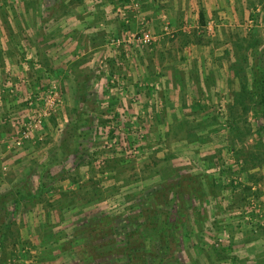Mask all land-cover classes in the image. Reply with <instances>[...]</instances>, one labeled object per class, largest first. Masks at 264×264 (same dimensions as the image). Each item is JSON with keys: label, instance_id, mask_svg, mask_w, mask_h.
Segmentation results:
<instances>
[{"label": "rangeland", "instance_id": "obj_1", "mask_svg": "<svg viewBox=\"0 0 264 264\" xmlns=\"http://www.w3.org/2000/svg\"><path fill=\"white\" fill-rule=\"evenodd\" d=\"M73 1L0 0V55L22 64L24 103L59 99L20 145L17 110L0 108V264H264V230L254 227L264 223V120L257 98L230 110L243 83L264 78V0L186 16L169 0H104L113 11L103 21L101 3ZM196 44L209 75L191 84L192 105L187 93L169 107V62ZM138 63L156 74L134 80ZM11 101L0 85V105ZM221 161L238 175L209 189L204 176L219 177ZM233 182H257L260 206L235 201Z\"/></svg>", "mask_w": 264, "mask_h": 264}, {"label": "crops", "instance_id": "obj_2", "mask_svg": "<svg viewBox=\"0 0 264 264\" xmlns=\"http://www.w3.org/2000/svg\"><path fill=\"white\" fill-rule=\"evenodd\" d=\"M84 1H88V0H84ZM95 1L96 2H94V4H96V5L98 2L101 3V6H99V8H98L99 9L98 11L100 14V16L98 15V17H101V21H103L102 18L104 17V19H105L106 17H108V15L113 10L108 5V3H104L105 2L104 0H99V1L95 0ZM153 1L154 0H142V2L146 5L151 4ZM71 2L72 3H70V6H74L75 8L79 7L76 4H74L73 0H71ZM211 3L214 5L215 9H217V8L220 9L221 0H169V11L170 12L177 11L180 16L181 15L186 16V14L192 13L194 11L200 12L199 8L201 7V12L204 11V13H208L209 10L205 9V6H207V8H209ZM191 5L195 6L194 9L193 8L190 9ZM95 8H97V7H95ZM90 10H92V9H90ZM96 10L97 9H95V11ZM183 11H187V12H183ZM184 13H186V14H184ZM87 16H88L87 24H90V25H93V23H95L94 25L98 24L97 20L95 19V16H93V17L89 16V15H87ZM66 18H68V17H66ZM193 18L195 20V18H196L195 14H193ZM170 20H171V17H170L169 21ZM171 22H172V20H171ZM60 24H61V22L60 23L58 22V23H55L54 26L61 30L62 26H60ZM83 25L86 26V23H84ZM46 26L49 27L50 26L49 23L46 24ZM75 26H74V30H75ZM92 27H94V26H92ZM88 37H90V36L88 35ZM2 43H3V41H2ZM203 45H205V44H203ZM179 49H180V53H177L178 58H175V59L171 60L172 62H169V89H168L169 107H172L171 106L172 102L180 100L182 95L187 94V93L189 94V93L193 92V88H192L191 84L196 82V78H199V76L208 77V75H209V73L205 69V65L203 67L204 69H201V67H200L201 60L202 59L205 60L207 58L206 53L204 52V47H202L201 45H198V44L191 45V46L190 45H188V46L182 45V47H180ZM206 49H207L206 52L209 54V48H206ZM5 56H6V54H2V53L0 55V82H2L0 85H4L5 92L10 94V96L12 97V101H11V103L4 102L3 105H0V108L2 109L4 107H6L8 109L9 106H12L13 110L14 109L17 110L16 120H18V119L21 120V118L25 117L27 114L26 113L27 112V107H26L27 105H26V101L24 103V99H25L26 94L28 92L27 87L29 86V84H28V81H27V85H25V86H23L21 83L20 84L17 83V82L21 81L20 78L24 77V74H22V73H24L23 72L24 70L21 68L22 64L21 63H20L21 65L16 64L15 58H13V57L10 58V56H7V57H5ZM46 56L48 57L49 55H46L44 53L43 54L44 59H46ZM49 58H50V56H49ZM59 59H62V58H59ZM204 60H203V64H204ZM207 61H210V57L208 58ZM139 63H141V59H140ZM139 63H138V65H140V68L139 69L135 68L134 70H132L131 74L129 73V75L132 76L134 78V80L136 78H141L144 75L150 77V76L156 74L155 70H153L154 74H149V71L151 69H153L152 67H150L148 69L145 67V69L148 70V73L140 71V69H143V67ZM135 66L137 67V63ZM2 73H3L4 78L1 77ZM189 76H190V78L192 77V79H190ZM26 77L28 78V74H26ZM15 86L18 88V89L16 88L17 93L16 92L9 93V91L13 90V87H15ZM19 86H22V87H19ZM33 86H37V85L36 84L34 85V83H33ZM23 87H26V88L24 89ZM21 93H23V97H22ZM188 94L186 95V99L184 100V102L186 101L187 107H188V105L189 106L192 105V102H193V101H191V103H190V100H191L190 94L189 95ZM194 102L196 103V105L199 104V100H196ZM252 264H254V262Z\"/></svg>", "mask_w": 264, "mask_h": 264}, {"label": "trees", "instance_id": "obj_3", "mask_svg": "<svg viewBox=\"0 0 264 264\" xmlns=\"http://www.w3.org/2000/svg\"><path fill=\"white\" fill-rule=\"evenodd\" d=\"M200 22L202 23V25L204 24V19H203V16L201 15L200 16ZM252 89L251 90H247L246 87H245V83H243L240 87V91L236 92L233 94V103L231 105V108L230 110L232 111L233 109H236L238 108V106L242 107V108H245V101L246 99H248L249 101H253V98H257V102H255V108H254V112L255 114L257 115V117H261L263 120H264V78L263 77H253L252 79ZM89 116V115H88ZM87 116V117H88ZM119 119L116 118V121H118ZM89 122V120H86ZM231 121V127L234 128L235 125H232V119L230 120ZM228 121V122H230ZM107 123V124H106ZM104 124H106L105 126H109V124H111V122H105ZM110 129V127H108V130ZM263 129H264V125H263ZM112 131V130H111ZM113 134V131L111 133V135ZM65 145V143H63V146ZM236 154V153H235ZM237 161V160H236ZM219 169H218V176L219 177H216L213 178L211 176H204V181H205V184L206 186L209 188V189H213V188H225L226 186L222 185L220 181V177H229L231 175L233 176H237L238 173L237 171L234 170V167L231 166H227V164L224 162V161H221L220 162V165H219ZM244 169V168H243ZM242 170V169H241ZM243 171V170H242ZM221 175V176H220ZM183 180V179H182ZM194 180V179H192ZM184 183V181H182ZM194 182L196 183L197 182V179L194 180ZM199 182V181H198ZM258 182V181H257ZM257 182H254V185L253 186H244V187H241V186H237V185H234V182L233 183H229V187L231 188V193L233 194V199H235V201H239L240 199H242V207H245V201L246 199H248L249 197H253V199L257 200L261 198L262 196V190L258 187H254L256 186L258 183ZM180 184H181V181L179 183H177L175 186H179L180 187ZM197 184V183H196ZM182 186V185H181ZM201 186V184H200ZM227 186V187H228ZM172 188V186H171ZM170 188V185H169V191L171 190ZM186 188V186L184 187ZM188 188H191V185H188ZM191 191L193 192H199L198 190L196 189H192ZM20 192V189H15V193H19ZM16 195V194H15ZM19 195V194H18ZM198 195V194H197ZM202 199V196L200 197ZM16 203H20V201L22 202V199H14ZM258 205L259 204V201L256 202ZM260 206V204H259ZM259 209H254V211L251 212V216L252 217H257V212H258ZM246 213V212H245ZM246 215V214H244ZM108 217H105V219H107ZM102 220V224H103V230H106L107 228V225L110 223V220L109 221H104V219H101ZM105 223V224H104ZM8 227V225H3L2 226V229L3 230H6ZM254 227L257 229V231H255L256 233L257 232H261L264 230V223H255ZM254 228V229H255ZM94 229H96V227H94ZM4 239V233H2V236H0V240ZM220 247H223L221 245H219ZM229 248V247H228ZM228 248L227 251H228ZM222 250H225L224 248H221ZM125 251V249H124ZM226 251V252H227ZM262 263V261L260 262ZM259 262H257L256 264H260Z\"/></svg>", "mask_w": 264, "mask_h": 264}, {"label": "built area", "instance_id": "obj_4", "mask_svg": "<svg viewBox=\"0 0 264 264\" xmlns=\"http://www.w3.org/2000/svg\"><path fill=\"white\" fill-rule=\"evenodd\" d=\"M143 44H149L151 42V38L145 37L141 40ZM14 90L9 91V93H13ZM34 97L28 96L26 98L27 103V114L26 116L20 120V124L18 125V131L20 134L19 141L17 145L21 144L22 140L29 139L32 137L34 133L43 125L44 120L46 119L48 112L47 110L54 108L56 104L59 103L58 94L56 91L50 92L48 97H37L35 101ZM37 105L39 108H36ZM45 106V107H44ZM2 154L0 153V163L2 165V169H6L3 166Z\"/></svg>", "mask_w": 264, "mask_h": 264}]
</instances>
